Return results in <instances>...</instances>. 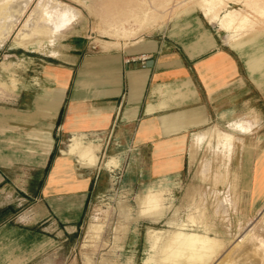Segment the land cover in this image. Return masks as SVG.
<instances>
[{"label":"crops","instance_id":"1","mask_svg":"<svg viewBox=\"0 0 264 264\" xmlns=\"http://www.w3.org/2000/svg\"><path fill=\"white\" fill-rule=\"evenodd\" d=\"M218 26L192 11L116 49L69 34L55 47L61 57L28 55L20 67L9 60L17 51L4 55L0 264H32L76 240L116 166L104 151L141 167L140 179H158L193 166L195 134L235 122L258 136L257 157L244 159L253 169L242 177V211L264 206V52L229 43ZM248 118L259 124L238 123ZM75 137L100 146L98 165L64 153Z\"/></svg>","mask_w":264,"mask_h":264},{"label":"rangeland","instance_id":"2","mask_svg":"<svg viewBox=\"0 0 264 264\" xmlns=\"http://www.w3.org/2000/svg\"><path fill=\"white\" fill-rule=\"evenodd\" d=\"M60 1L69 3L81 11L78 21L67 32L66 36L69 34L73 36L79 35L88 42L94 43V47L98 46V49L109 50L119 48L131 42L129 41V37H121L117 34L116 29L121 27L129 29L133 27V29L137 30V33H140L137 34V38L141 37L142 34H151L165 27L184 8V6L177 3H185L191 0ZM243 1L229 0L230 7H227V9H245L251 14L255 22L248 33L239 32L241 34L240 41L245 40L248 43H254L253 47L256 54L264 52L262 48L264 40V15L259 14L260 7H264V0H247L248 5ZM192 3L193 0L191 1ZM89 6L92 7L90 8ZM193 12L202 14L198 8ZM144 17L149 19L142 24L141 22ZM154 22L155 24H152V28L147 26L148 23ZM139 23L141 24L140 26H145V28L141 27V29ZM104 40L109 41L110 45ZM117 41L120 43L118 44L119 46L117 44H114L117 47L113 46L112 42L115 43ZM45 46V48L42 47L40 49L39 45H35L34 48L26 49V51H32L29 53L25 52L24 48L16 46L11 39L0 48V62L7 60L4 59V55L7 56L14 51H17L16 55L18 58L9 60L15 61L16 64L23 63L24 59L29 61L28 55L33 58L41 57L43 54L58 56L51 53V46ZM58 57H61L60 53ZM261 63L263 64L264 62ZM12 79H16L17 83L19 82L15 76L11 77V82ZM0 82L3 81L0 80ZM12 89L11 87L10 91ZM5 96L0 93V97ZM249 119L256 125L259 124L257 118L240 120L238 123L242 121L245 123ZM233 125L230 124V126L218 128L234 136L233 145L230 148L227 145L215 143L213 148L208 150L207 142H204L200 146L195 161H193V166L191 168L186 167L180 173L165 175L158 179H150V177H142L143 179H140L139 170H141V167L134 169L133 166H129L128 164L122 165L120 162L116 166L109 167L107 170L110 177L109 187L100 196L96 197L94 203L90 206L88 217L85 219L83 229L78 233L76 240L73 243L72 241L64 242L59 253H47L42 256L40 261L32 264H142L144 258L149 254L150 244L148 234L150 230L175 229L173 228L175 227L173 226L175 223L181 224L186 228H193L190 218L194 215L196 216L194 218L198 221L195 229L199 230L200 233H204L203 230L208 228L211 236L218 237L225 244L220 253L219 261H222L229 254L239 253L242 244H244L242 241L247 242L249 238H251L250 241L255 239V243L257 242L255 246H259L258 241L260 243L264 241V206L256 213H252V210L250 213L242 211L243 203L248 209L246 198L249 202V197H246L244 185H242V177L247 170L252 171L253 169L251 165H244V159L249 156L257 157L258 136L257 134L245 135L244 130L247 128L235 126L236 122ZM216 129L213 128L210 131ZM70 144L71 141L68 142L67 149ZM194 146L193 139L192 150ZM105 154L106 152L104 151L102 161L106 159L105 162L108 163L111 158H106ZM203 160H207L210 163L207 166V174L202 178L197 173V168L198 166L200 168ZM219 173L222 174V177ZM149 190L160 192L164 204L168 207L171 206L166 215L161 219L152 220L145 215V217L141 215L140 197H144ZM221 208L223 209L221 210ZM216 210L219 212L216 213ZM192 213L193 215L189 216ZM91 223L104 226V231L99 235V238L90 239L88 237L87 230ZM261 252L262 255L249 259L247 264H253L257 259H263L264 250H261Z\"/></svg>","mask_w":264,"mask_h":264},{"label":"bare ground","instance_id":"3","mask_svg":"<svg viewBox=\"0 0 264 264\" xmlns=\"http://www.w3.org/2000/svg\"><path fill=\"white\" fill-rule=\"evenodd\" d=\"M191 1L182 3L181 5L184 6V8L179 13L186 14L198 8L208 21L211 23H217L219 25L218 27L228 33L227 41L229 43L233 40L240 41L241 34L239 32L244 34L245 32L248 33L249 29H252L255 24L251 14L245 9H227L229 6V0H193L192 4ZM237 1L240 2L241 0ZM243 2H246L248 5L247 0H244ZM89 7L91 8L92 6ZM80 12L81 11L77 7L69 3H64L60 0H0V48L12 39L16 46L24 49L34 48L35 45H39V48L41 49L42 47L45 48V45H49L53 49L51 50V53L59 56V51H57L55 47L66 37L67 32L71 30L75 22L78 21ZM259 14L264 15V7H260ZM148 19L149 18L144 17L141 23L143 24V22L148 21ZM152 24H155V22L151 24L148 23L147 26L152 28ZM140 25L141 24L139 23V26ZM141 27L145 28V26H140V28ZM136 31L137 30L133 29V27L129 29L126 27L116 29L117 34L121 37H129V41H135V39H137V34L139 32L137 33ZM105 42L110 45L109 41ZM112 44L117 47L114 44L118 45L120 43L117 41L115 43L112 42ZM12 81L13 86L16 87L17 80L12 79ZM8 90L7 82H0V93L7 94ZM233 141L234 136L231 133L224 132L218 128L214 131H200L194 135L195 146L192 150L193 161H195L200 146L204 142H207L209 150L210 148H213L215 143L219 145L224 144L230 148L233 145ZM99 151L100 146L93 143H87L84 140L75 137L64 153L77 158L81 166L92 167L98 165L99 163ZM209 163L207 160H203L200 168L199 166L197 168V173H199L202 178L207 174V166ZM113 164L117 165L114 158H112L106 165ZM220 175L222 177V174ZM156 191L149 190L144 197H140V205L142 207L141 215H143V217L147 216L152 220L161 219L164 215H166L167 211L171 207L164 204L162 194ZM222 209L223 208H221V210ZM218 212L219 211L216 210V213ZM192 215L193 213L189 216ZM194 216L191 218L189 217L193 228H186L181 224H176L173 219L175 223V225H173L175 227L173 228L175 229L150 230L148 234L150 244L149 254L146 258H144L142 264H247L249 259L262 255L261 250H264V241L260 243V241L257 240L259 242V246H257V248L255 246L257 243H255V239L250 241L251 238L248 236L249 239L247 242L242 241L244 244L241 243L242 248L239 253L229 254L227 255L228 257L226 256L223 260L221 259L222 261H219L220 253L222 252L225 244L221 239H218V237L211 236L208 228L203 230L204 233H200L199 230L195 229V226L198 225V221L195 219L196 216L195 218ZM116 230L119 232L118 229ZM103 231V225L91 223L88 227L87 235L90 239H95L99 238V235H101ZM253 264H264V258L261 260L257 259Z\"/></svg>","mask_w":264,"mask_h":264},{"label":"built area","instance_id":"4","mask_svg":"<svg viewBox=\"0 0 264 264\" xmlns=\"http://www.w3.org/2000/svg\"><path fill=\"white\" fill-rule=\"evenodd\" d=\"M94 48H96V47H94Z\"/></svg>","mask_w":264,"mask_h":264}]
</instances>
